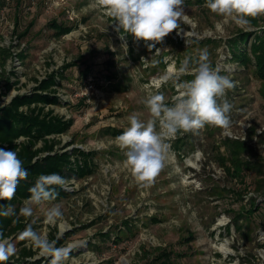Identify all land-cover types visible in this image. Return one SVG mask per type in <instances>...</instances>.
I'll list each match as a JSON object with an SVG mask.
<instances>
[{
  "label": "rangeland",
  "instance_id": "1",
  "mask_svg": "<svg viewBox=\"0 0 264 264\" xmlns=\"http://www.w3.org/2000/svg\"><path fill=\"white\" fill-rule=\"evenodd\" d=\"M195 1L184 0L188 18L179 34L174 30L150 50L131 34H125L123 47L116 22L94 0H0V47L16 54L4 69L19 80L6 96L0 83V103L73 64L57 93L63 105L51 107L73 119L68 132L56 137L57 148L70 144L66 149L97 154L93 175L64 185L69 197L33 206V216L23 221L35 224L57 247L73 244L67 264H150L158 248L170 253L174 264H264V83L254 74L250 55V46L264 34V15L239 27ZM54 22L70 31L56 35ZM231 40L251 64L231 59ZM204 49L212 67L235 82L226 92L230 125L178 134L168 141L165 166L154 182L138 185L116 138L130 115L150 118L144 103L150 94L162 92L172 104L177 85L194 79L191 69ZM186 59L188 68L181 72ZM53 204L61 205L63 223H45ZM18 236L9 238L16 255L26 247L34 252L32 259L49 262L27 242L19 246Z\"/></svg>",
  "mask_w": 264,
  "mask_h": 264
},
{
  "label": "clouds",
  "instance_id": "2",
  "mask_svg": "<svg viewBox=\"0 0 264 264\" xmlns=\"http://www.w3.org/2000/svg\"><path fill=\"white\" fill-rule=\"evenodd\" d=\"M94 4L116 22L115 31L120 33L125 48V34H131L151 50L174 30L179 34L181 24L188 18L184 0H94ZM204 6L225 22L231 20L239 27L249 25V18L264 15V0H205ZM188 63L187 59L183 62L181 72L188 68ZM191 71L194 79L177 85L178 95L171 105L166 103L162 92L150 94L144 101L150 118L143 121L136 114L130 115L129 126L116 138L118 147L125 152L124 166L138 185L147 187L154 182L165 166L171 147L168 141L178 134L194 133L206 125L221 128L230 125L232 105L226 99V92L235 88V82L212 67L206 49L200 51L197 65ZM162 79L166 82L170 76ZM27 177L28 171L17 152L0 148V201H12L19 182ZM65 182L58 173L39 175L19 215L11 204L6 207L0 204V217L17 216V220L19 216L32 217L33 206L54 201L58 193L53 186L63 187ZM63 222L61 205L53 204L46 212L45 223ZM18 238L38 250L40 257L48 258L49 264H67L75 248L73 244L57 247L55 240L35 231L31 224ZM16 254V245L0 232V264Z\"/></svg>",
  "mask_w": 264,
  "mask_h": 264
},
{
  "label": "trees",
  "instance_id": "3",
  "mask_svg": "<svg viewBox=\"0 0 264 264\" xmlns=\"http://www.w3.org/2000/svg\"><path fill=\"white\" fill-rule=\"evenodd\" d=\"M195 3L202 4L205 0H198ZM52 25L58 36L70 31L68 27L57 25L55 22ZM256 38V42L250 46V55L254 59L252 64L254 74L264 83V34ZM243 39L245 38L239 37V41ZM229 43H231L233 61L244 66L251 64L249 55L236 49L238 45L236 40H231ZM0 56L3 59V63L0 64L1 92L6 96L19 83V80L13 71L6 74L4 69L7 59L13 56L10 47H0ZM72 65L62 66L45 75L41 80L36 79L35 86L27 92L16 94L8 103H0V148L16 151L23 162V167L28 171L27 179L19 182L14 199L10 202L0 201V204L5 207L11 204L17 215L23 202L30 197L29 189L34 186L39 175L58 173L65 178V184H68L74 180H84L96 171V152H85L75 147L66 149L70 144L57 148L59 142L56 137L68 132L73 125V119H65L55 114L51 107L63 105L57 93L62 81L66 78L64 73ZM88 74L89 71L86 69L83 78L86 79ZM12 76L15 77L14 81L11 80ZM53 187L58 193L54 202L71 195L65 186ZM25 220L27 218L23 216H19V220L17 216L0 217V232H3L7 238L21 233L27 226L23 223ZM31 226L36 231L37 226L35 224ZM122 233L123 231L120 230L115 238H120ZM18 244L23 246L26 241L20 240ZM157 252V256L151 260L150 264H174L170 253L160 249H157ZM147 254L143 252L142 257H147ZM33 256L34 252L23 247L18 255L11 257L5 264H49L45 259L34 260Z\"/></svg>",
  "mask_w": 264,
  "mask_h": 264
},
{
  "label": "built area",
  "instance_id": "4",
  "mask_svg": "<svg viewBox=\"0 0 264 264\" xmlns=\"http://www.w3.org/2000/svg\"><path fill=\"white\" fill-rule=\"evenodd\" d=\"M12 55L15 56L16 54L12 53ZM86 85H87L88 89H93L94 84H93L91 79L88 78ZM66 189L69 190L68 188H66Z\"/></svg>",
  "mask_w": 264,
  "mask_h": 264
},
{
  "label": "crops",
  "instance_id": "5",
  "mask_svg": "<svg viewBox=\"0 0 264 264\" xmlns=\"http://www.w3.org/2000/svg\"><path fill=\"white\" fill-rule=\"evenodd\" d=\"M142 249V248H141ZM159 249V248H158ZM142 250H144V249H142ZM145 251V250H144Z\"/></svg>",
  "mask_w": 264,
  "mask_h": 264
}]
</instances>
